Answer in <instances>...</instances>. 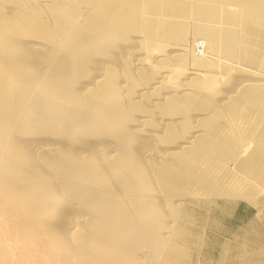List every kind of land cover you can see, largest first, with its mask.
Segmentation results:
<instances>
[{
    "label": "bare ground",
    "instance_id": "6f19581e",
    "mask_svg": "<svg viewBox=\"0 0 264 264\" xmlns=\"http://www.w3.org/2000/svg\"><path fill=\"white\" fill-rule=\"evenodd\" d=\"M218 197L264 221V0H0V264H171Z\"/></svg>",
    "mask_w": 264,
    "mask_h": 264
},
{
    "label": "rangeland",
    "instance_id": "374dc122",
    "mask_svg": "<svg viewBox=\"0 0 264 264\" xmlns=\"http://www.w3.org/2000/svg\"><path fill=\"white\" fill-rule=\"evenodd\" d=\"M196 200L187 202V215L179 221V248L169 256L171 264H264V221L256 217L252 203L219 197Z\"/></svg>",
    "mask_w": 264,
    "mask_h": 264
}]
</instances>
